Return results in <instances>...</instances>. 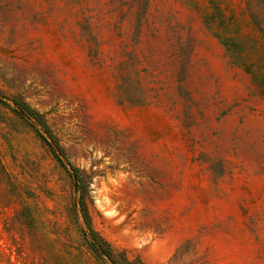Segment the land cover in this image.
<instances>
[{
	"label": "rangeland",
	"instance_id": "374dc122",
	"mask_svg": "<svg viewBox=\"0 0 264 264\" xmlns=\"http://www.w3.org/2000/svg\"><path fill=\"white\" fill-rule=\"evenodd\" d=\"M0 264H264V0H0Z\"/></svg>",
	"mask_w": 264,
	"mask_h": 264
}]
</instances>
